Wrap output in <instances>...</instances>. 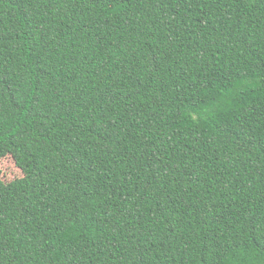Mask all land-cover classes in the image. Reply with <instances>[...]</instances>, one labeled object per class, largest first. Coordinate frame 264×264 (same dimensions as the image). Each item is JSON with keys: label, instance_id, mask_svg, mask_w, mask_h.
Listing matches in <instances>:
<instances>
[{"label": "trees", "instance_id": "1", "mask_svg": "<svg viewBox=\"0 0 264 264\" xmlns=\"http://www.w3.org/2000/svg\"><path fill=\"white\" fill-rule=\"evenodd\" d=\"M0 264H264V0H0Z\"/></svg>", "mask_w": 264, "mask_h": 264}, {"label": "rangeland", "instance_id": "2", "mask_svg": "<svg viewBox=\"0 0 264 264\" xmlns=\"http://www.w3.org/2000/svg\"><path fill=\"white\" fill-rule=\"evenodd\" d=\"M23 175L22 170L18 168L11 156H6L0 160V184L10 182Z\"/></svg>", "mask_w": 264, "mask_h": 264}]
</instances>
